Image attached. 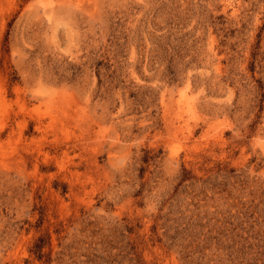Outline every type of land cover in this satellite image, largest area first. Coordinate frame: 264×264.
Returning a JSON list of instances; mask_svg holds the SVG:
<instances>
[{"label":"rangeland","instance_id":"374dc122","mask_svg":"<svg viewBox=\"0 0 264 264\" xmlns=\"http://www.w3.org/2000/svg\"><path fill=\"white\" fill-rule=\"evenodd\" d=\"M0 264H264V0H0Z\"/></svg>","mask_w":264,"mask_h":264}]
</instances>
